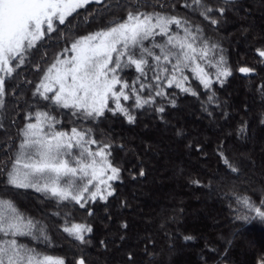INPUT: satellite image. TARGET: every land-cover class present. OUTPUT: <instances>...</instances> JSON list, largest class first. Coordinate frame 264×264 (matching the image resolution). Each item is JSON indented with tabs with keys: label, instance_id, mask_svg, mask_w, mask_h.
<instances>
[{
	"label": "snow or ice",
	"instance_id": "6c2138e0",
	"mask_svg": "<svg viewBox=\"0 0 264 264\" xmlns=\"http://www.w3.org/2000/svg\"><path fill=\"white\" fill-rule=\"evenodd\" d=\"M181 7L198 14L216 32L227 24L229 13L236 14L241 8L248 12L241 0H183ZM168 8L173 11H167ZM82 9L86 11L81 13ZM117 10L123 16H117ZM81 15L86 24L101 18L106 23L97 30L76 35L73 29L80 23ZM54 39H63L69 46L56 53L42 71L40 63L33 65L41 74L35 83L23 81L31 86V97L26 99L17 83L19 70L32 64L38 46ZM256 52L261 58L259 63H264V47ZM238 71L248 76L255 69L242 66ZM187 72L193 73L205 90V103L219 106L213 86L223 87L233 75L222 44L209 37L205 27L190 15L176 12L175 3L0 0V182L4 185L0 191V264H65L63 257L46 254L33 246H51L48 228L18 208L7 195L10 189L17 194L31 190L45 201H53L57 210L52 215L63 219L61 231L81 246L74 264H88L84 249L92 243L94 227L87 221L70 222L72 208L78 206L90 217L95 214L91 205L103 203L107 208L109 198L117 196L115 182L122 181V168L114 162L113 139L106 135L97 139L95 128L86 125L101 123L108 113L134 125L136 112L148 108L166 123L168 107H177L176 95L169 89L198 97ZM258 90L264 95V83ZM68 113L75 120L70 121V130H65L60 117ZM208 114L211 116L212 112ZM260 122L264 123V116ZM247 132V123L236 129L241 139L247 137ZM176 134L182 136L183 129ZM119 147L123 150L124 145ZM189 147L201 151L196 145ZM217 153L226 169L222 180L240 181L245 176L241 162L230 158L223 144L218 146ZM138 175L145 176L143 167ZM192 183L211 187L201 185L199 180ZM259 192L264 197V187ZM236 203L240 206L236 220L264 221V199L257 206L248 196L237 195ZM121 207H127L126 200L121 201ZM59 209H65L63 216ZM120 229L115 239L99 241L104 251L117 241L121 246L127 243L129 224L122 222ZM173 239L169 237V252L174 250ZM193 239L184 236L186 242ZM138 242L144 245L142 264H159L163 249L157 252L154 237H141ZM216 251L209 248L210 253ZM126 255L127 264H137L134 252ZM258 264H264V256Z\"/></svg>",
	"mask_w": 264,
	"mask_h": 264
},
{
	"label": "trees",
	"instance_id": "16d2710c",
	"mask_svg": "<svg viewBox=\"0 0 264 264\" xmlns=\"http://www.w3.org/2000/svg\"><path fill=\"white\" fill-rule=\"evenodd\" d=\"M167 2L175 3L176 12L190 15L205 27L209 37L222 44L233 75L223 87L219 84L213 86L219 106H209L205 103L207 94L202 85L193 73L187 72L198 97L169 89L176 95L177 107L169 106L165 117L166 121L173 119L174 127H164L165 122L151 108L136 112L134 125H128L123 117H112L110 113L101 123L86 125L95 128L97 139L102 135L113 139L114 162L122 168V181L115 182L117 196L109 198L107 208L103 203L91 205L95 214L90 217L84 209L75 206L69 221H87L94 227L92 243L84 249L88 264H127L129 251L135 253L137 264H142L144 245L138 241L145 236L154 237L158 253L163 249L159 264H205V261L208 264H258L259 258L264 256V221L258 218L238 221L235 214L240 207L236 203L237 195L248 196L257 206L264 199L259 192L264 187V123L260 122L264 116V95L258 90L264 83V63H259L261 58L256 52L257 48L264 47V24L256 14V5L261 4L264 9V0H241L248 12L241 8L236 14L229 13L227 24L219 32L198 14L182 8L183 0ZM157 10L161 9L157 6ZM166 10L173 11L171 8ZM123 14L121 10L116 12L117 16ZM69 20L73 18L69 17ZM83 20L81 15L80 23L73 29L76 35L87 34L106 23L104 18L90 24L83 23ZM64 46H69L65 40L54 39L34 50L32 64L19 70L21 75L17 83L24 98L31 97V86L23 81L28 79L35 83L41 74L33 65L40 63L42 71ZM242 66L254 68L255 75L240 77L237 70ZM227 91L232 94H226ZM247 96L251 105L243 101ZM188 109L194 115L191 120L186 117ZM209 112H212L211 116ZM60 119L65 130H70V121L75 120L70 113ZM242 123L248 125L244 139L236 135V129ZM178 129H183L182 136L176 134ZM121 144L123 150L119 147ZM221 144L226 146L230 158L241 162L245 176L240 181L222 180L226 169L217 153ZM190 145H196L201 151L190 148ZM140 167L145 171L143 177L138 175ZM2 179L0 177V181ZM192 180L211 187H198ZM3 188L0 182V191ZM20 193L10 189L7 195L22 212L45 224L52 239L51 246H33L46 254L63 257L65 264H74L81 254V246L61 231L63 219L52 215L57 210L55 203L45 201L39 193L31 190H20ZM124 200L127 207H121ZM59 210L63 216L65 209ZM125 221L129 224L127 243L121 246L117 241L104 251L99 241L115 239L121 230L120 224ZM185 235L194 239L186 242ZM169 237L174 238L171 252L168 251ZM211 247L217 251L210 253Z\"/></svg>",
	"mask_w": 264,
	"mask_h": 264
},
{
	"label": "rangeland",
	"instance_id": "374dc122",
	"mask_svg": "<svg viewBox=\"0 0 264 264\" xmlns=\"http://www.w3.org/2000/svg\"><path fill=\"white\" fill-rule=\"evenodd\" d=\"M256 8L258 9V11H257V13H256V14H257V17L259 18V20L261 21V23L264 24V9H261V8H263V6H262L261 4H257V5H256ZM51 62H52V61H51ZM51 62H50V63H51ZM226 94H229V95H230V94H232V92H231V91H227ZM262 98H263V96H262ZM246 99H247V100H246ZM246 99L243 100L244 103L247 102L249 105H251L248 96H247ZM228 102H229V100H228ZM183 107H184V106H183ZM182 109H184V108H182ZM187 112H189V113L186 114V117H187L188 120H191L192 118H194V115L192 114L191 111H189V109L187 110ZM180 113H181V112H180ZM176 120H180V118L176 117ZM163 126H164V127H167V126L174 127V125H173V119H171V120L167 121L166 123H164ZM211 127H212V125H211Z\"/></svg>",
	"mask_w": 264,
	"mask_h": 264
},
{
	"label": "water",
	"instance_id": "95a60500",
	"mask_svg": "<svg viewBox=\"0 0 264 264\" xmlns=\"http://www.w3.org/2000/svg\"><path fill=\"white\" fill-rule=\"evenodd\" d=\"M237 74H238L240 77H242V78H246V77H248V76H254V75H255V72L252 73V74H250V75H248V76H245V75L241 74V73L237 70Z\"/></svg>",
	"mask_w": 264,
	"mask_h": 264
}]
</instances>
